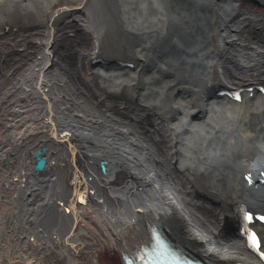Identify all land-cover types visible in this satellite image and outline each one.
<instances>
[{
  "label": "bare ground",
  "instance_id": "obj_1",
  "mask_svg": "<svg viewBox=\"0 0 264 264\" xmlns=\"http://www.w3.org/2000/svg\"><path fill=\"white\" fill-rule=\"evenodd\" d=\"M21 155L40 181L16 194ZM262 172L264 0H0V264H127L150 225L256 261L237 223Z\"/></svg>",
  "mask_w": 264,
  "mask_h": 264
},
{
  "label": "flooded vegetation",
  "instance_id": "obj_2",
  "mask_svg": "<svg viewBox=\"0 0 264 264\" xmlns=\"http://www.w3.org/2000/svg\"><path fill=\"white\" fill-rule=\"evenodd\" d=\"M21 157H22V155L21 156H13V157H10V158L9 157H4V159L2 158V163L4 164V167H5L4 168L5 169V174H4L3 178H1V180H2L3 184L6 181L10 182L13 185L12 189H10V190H12V192H14L16 194L18 192H25V190H27L28 188H31L32 186H35L40 181L39 174L33 172L32 169L19 174L20 178L15 176L17 171H24L20 167L16 168V170H14V171L11 169V168H13L14 164L21 166V163H22V161H20ZM26 175H28L26 177V179L29 180V182H30L29 183L30 185L28 187H27V185H25V183L23 181V178ZM4 193L0 194V197L3 196L4 199H2V200L6 201L10 197L9 195L11 193L10 192L7 193V190H5Z\"/></svg>",
  "mask_w": 264,
  "mask_h": 264
},
{
  "label": "rangeland",
  "instance_id": "obj_3",
  "mask_svg": "<svg viewBox=\"0 0 264 264\" xmlns=\"http://www.w3.org/2000/svg\"><path fill=\"white\" fill-rule=\"evenodd\" d=\"M77 12H79V10H78V8H77V10H76V13ZM77 14H79V13H77ZM82 15V14H81ZM82 17L84 18V16L82 15ZM79 23V25H80V27L82 28L83 26H84V23H82V22H78ZM100 63V62H99ZM100 64H102V65H104V66H100V67H102L103 69H107L108 67H106L105 65H107V63H105V62H103V61H101V63ZM225 81V80H224ZM4 159V158H3ZM31 160V159H30ZM72 187V186H71ZM5 194V193H4ZM53 200H54V198H52ZM54 203V202H53ZM110 249L111 248H109V252L108 253H105L104 255H106V256H111V259H114V258H116L117 259V257L115 256V254H114V252L113 253H111L110 252ZM112 250V249H111ZM16 257V256H15ZM110 258V257H109ZM111 264H115L114 262H111Z\"/></svg>",
  "mask_w": 264,
  "mask_h": 264
},
{
  "label": "water",
  "instance_id": "obj_4",
  "mask_svg": "<svg viewBox=\"0 0 264 264\" xmlns=\"http://www.w3.org/2000/svg\"><path fill=\"white\" fill-rule=\"evenodd\" d=\"M39 156H40V153H37L36 156H35L37 163H36L34 168L36 170H42L43 169L42 166H44V161L42 160V158L40 159ZM102 171H105L103 166H102Z\"/></svg>",
  "mask_w": 264,
  "mask_h": 264
},
{
  "label": "snow or ice",
  "instance_id": "obj_5",
  "mask_svg": "<svg viewBox=\"0 0 264 264\" xmlns=\"http://www.w3.org/2000/svg\"><path fill=\"white\" fill-rule=\"evenodd\" d=\"M248 219H251V217L249 216ZM260 219L264 220V217H260ZM253 238V243L254 245H256L257 247L259 246V241L258 239L255 237V234L252 235ZM262 255H264V253H262Z\"/></svg>",
  "mask_w": 264,
  "mask_h": 264
}]
</instances>
